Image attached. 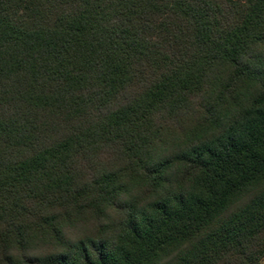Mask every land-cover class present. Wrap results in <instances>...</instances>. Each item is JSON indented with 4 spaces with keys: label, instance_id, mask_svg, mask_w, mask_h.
Instances as JSON below:
<instances>
[{
    "label": "trees",
    "instance_id": "1",
    "mask_svg": "<svg viewBox=\"0 0 264 264\" xmlns=\"http://www.w3.org/2000/svg\"><path fill=\"white\" fill-rule=\"evenodd\" d=\"M264 0H0V264H260Z\"/></svg>",
    "mask_w": 264,
    "mask_h": 264
},
{
    "label": "rangeland",
    "instance_id": "2",
    "mask_svg": "<svg viewBox=\"0 0 264 264\" xmlns=\"http://www.w3.org/2000/svg\"><path fill=\"white\" fill-rule=\"evenodd\" d=\"M260 264H264V258L262 259V261L260 262Z\"/></svg>",
    "mask_w": 264,
    "mask_h": 264
}]
</instances>
